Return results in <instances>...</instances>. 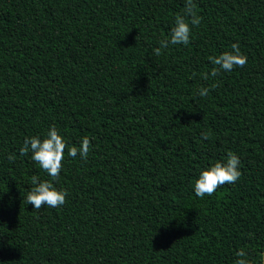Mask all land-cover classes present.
I'll list each match as a JSON object with an SVG mask.
<instances>
[{"label": "trees", "instance_id": "1", "mask_svg": "<svg viewBox=\"0 0 264 264\" xmlns=\"http://www.w3.org/2000/svg\"><path fill=\"white\" fill-rule=\"evenodd\" d=\"M194 3L190 43L157 56L185 0H0V264H260L264 0ZM234 43L246 65L203 79ZM52 125L66 202L37 210L31 177L52 178L19 149ZM228 151L240 178L197 197Z\"/></svg>", "mask_w": 264, "mask_h": 264}, {"label": "clouds", "instance_id": "2", "mask_svg": "<svg viewBox=\"0 0 264 264\" xmlns=\"http://www.w3.org/2000/svg\"><path fill=\"white\" fill-rule=\"evenodd\" d=\"M201 17L196 12L194 0H185L183 12L175 17L174 26L171 29L170 39L161 40L160 47L154 49V54L161 55L162 48H167L169 44L188 45L193 26H199ZM210 62L215 66L210 73H206L203 79L207 80L209 75L216 77L221 71L230 72L234 67H243L247 63V57L242 54L237 44L231 45V51H224L218 56L209 57ZM208 88L198 89L199 96H206ZM201 138L208 140L210 133L202 132ZM67 144L59 134L54 125L50 126L46 136L39 138L36 136L27 137L23 146L19 149L21 155L32 154V160L51 177V180H41L37 176L31 177L32 187L26 196L27 203H31L34 209H41L45 205L51 208H57L65 204L66 190H58L52 181L57 180L63 167L64 152ZM91 148V141L84 137L79 147L68 148V155L75 159L77 155L81 159H87ZM11 161L13 156H9ZM240 159L232 151H228L223 161H216L211 166L200 171L198 178L194 183V192L197 197L203 198L205 195L211 196L222 185L233 184L241 176L239 170ZM235 264H250L246 252L241 249L236 253ZM260 264H264V256Z\"/></svg>", "mask_w": 264, "mask_h": 264}, {"label": "water", "instance_id": "3", "mask_svg": "<svg viewBox=\"0 0 264 264\" xmlns=\"http://www.w3.org/2000/svg\"><path fill=\"white\" fill-rule=\"evenodd\" d=\"M262 256H264V247H263V250H262V255H261V258H262Z\"/></svg>", "mask_w": 264, "mask_h": 264}]
</instances>
